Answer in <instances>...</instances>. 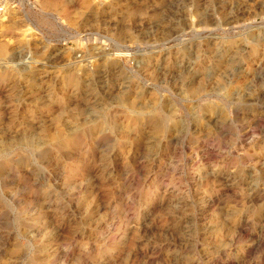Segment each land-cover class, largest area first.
I'll return each instance as SVG.
<instances>
[{"label":"rangeland","instance_id":"374dc122","mask_svg":"<svg viewBox=\"0 0 264 264\" xmlns=\"http://www.w3.org/2000/svg\"><path fill=\"white\" fill-rule=\"evenodd\" d=\"M0 264H264V0L1 20Z\"/></svg>","mask_w":264,"mask_h":264},{"label":"built area","instance_id":"2783aa9c","mask_svg":"<svg viewBox=\"0 0 264 264\" xmlns=\"http://www.w3.org/2000/svg\"><path fill=\"white\" fill-rule=\"evenodd\" d=\"M37 0H0V21L36 6Z\"/></svg>","mask_w":264,"mask_h":264}]
</instances>
